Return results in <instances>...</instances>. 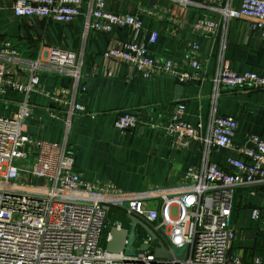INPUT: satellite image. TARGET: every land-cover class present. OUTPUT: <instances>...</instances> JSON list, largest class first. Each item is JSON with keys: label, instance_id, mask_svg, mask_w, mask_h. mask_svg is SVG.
<instances>
[{"label": "built area", "instance_id": "1", "mask_svg": "<svg viewBox=\"0 0 264 264\" xmlns=\"http://www.w3.org/2000/svg\"><path fill=\"white\" fill-rule=\"evenodd\" d=\"M10 1L18 18L62 24L79 16L83 4V0ZM231 1H225L217 19L198 18L192 25L193 33L215 38L222 24L235 17L247 21L264 38V0H238L237 10L230 6ZM141 27L137 15L106 10L105 0H89L84 13L85 32L110 33L120 28L138 31ZM157 38L153 32L149 42L153 44ZM199 52L198 44H186L190 71L170 59L151 56L136 42H119L105 50L103 57L128 65L143 79L167 77L184 84L204 78ZM82 61L83 50L53 48L41 58L27 60L8 42L0 47V96L6 90L23 96L13 114L0 115V264H176L154 260L151 250L131 257L107 252L102 246L109 238L106 207L120 208L139 218L167 249L186 246L188 257L179 264H264V255L249 259L242 249L233 251L238 233L232 222L235 190L264 184V141L257 135H248V146L234 148L237 121L214 115L218 99L226 93L264 91V74H239L220 61L211 78L212 116L206 135L202 134L200 122L192 125L184 121L183 101H176L162 119L144 118L139 112L119 114L113 124L119 132L143 126L168 136L173 147L187 148L193 141L203 146L201 165L188 168L182 182L156 185L144 192H126L109 182H86L74 169L75 158L67 140L72 121L85 111L80 100L85 91L81 84ZM41 76L63 77L69 83L46 90L39 83ZM32 93L49 99L52 108L48 115L63 127L60 143L26 134ZM214 147L236 152V156L225 158L228 170L211 163ZM244 202L243 199L242 205ZM249 212L250 220L260 223L264 198ZM139 243L149 244V236L145 233Z\"/></svg>", "mask_w": 264, "mask_h": 264}, {"label": "crops", "instance_id": "2", "mask_svg": "<svg viewBox=\"0 0 264 264\" xmlns=\"http://www.w3.org/2000/svg\"><path fill=\"white\" fill-rule=\"evenodd\" d=\"M225 1L105 0L106 10L137 15L142 27L138 31L120 28L100 33L84 31V13L89 0H83L81 14L69 24L18 18L11 10L12 2L0 0V47L8 42L11 49L27 60L41 58L53 48L83 50L81 84L85 91L80 100L85 111L72 121L67 140L68 150L75 158L74 169L86 182H109L126 192H144L156 185L182 182L188 168L201 165L203 146L193 141L187 148H176L168 136L143 126L119 132L113 125L119 114L139 112L144 118L162 119L176 101H183L184 121L192 125L200 122L202 134L206 135L212 116L211 78L220 61L239 74H264V38L247 21L231 18L222 24L215 38L193 33V23L201 17L217 19ZM230 6L237 10L239 1L232 0ZM149 11L154 13L148 14ZM153 32L158 38L152 44L149 37ZM119 42L141 44L151 56L170 59L187 71L191 69L185 46L194 42L200 47L198 58L204 78L184 83L181 88L167 77L143 79L128 65L103 57L105 50L116 47ZM39 83L49 90L55 86L66 87L69 81L63 77L41 76ZM22 99L21 93L6 90L0 96V115L13 114ZM29 102L33 107L25 120L26 134L33 139L60 143L63 127L60 121L49 117L48 111L52 108L49 99L32 93ZM214 115L233 117L237 121L234 148L248 146L245 143L248 135H257L264 141V91L226 93L218 99ZM212 151L211 163L217 160L213 164L228 170L225 158L236 156V152L224 150L218 157V151L213 148ZM234 198H243L245 202L244 208L241 205L244 213L238 224L232 212L238 233L233 251L242 249L249 259L256 254L264 255V212L260 223L252 222L249 217V209L264 198V184L239 187ZM252 199L259 202L252 204ZM245 226L247 229H243Z\"/></svg>", "mask_w": 264, "mask_h": 264}, {"label": "water", "instance_id": "3", "mask_svg": "<svg viewBox=\"0 0 264 264\" xmlns=\"http://www.w3.org/2000/svg\"><path fill=\"white\" fill-rule=\"evenodd\" d=\"M176 86L181 88L182 84L176 81ZM180 90V89H179ZM180 97V96H179ZM218 151V157L224 152L222 148H213ZM217 157V158H218ZM213 163H217V160ZM108 211L109 208L106 207ZM129 226L127 228H117L111 226L108 231V240L105 243V250L113 254H123L125 257L135 256L137 252L151 250L154 260L166 261L168 263L179 264L188 257L186 246L181 248L171 247L167 249L165 244L159 239L158 235L134 215H127ZM142 229L150 238L149 244H141L136 248V230Z\"/></svg>", "mask_w": 264, "mask_h": 264}, {"label": "rangeland", "instance_id": "4", "mask_svg": "<svg viewBox=\"0 0 264 264\" xmlns=\"http://www.w3.org/2000/svg\"><path fill=\"white\" fill-rule=\"evenodd\" d=\"M258 202V199H255L252 201L250 200V203L252 204H255ZM243 204V198H235L234 199V208L236 211H234V214H235V220H236V224L239 223V220H241L242 216H243V208L244 206L242 205ZM242 205V207H241ZM257 205V204H256ZM233 214V215H234ZM256 223V222H255ZM117 224H120L124 227H127L129 226V221L127 219V214L124 212V210L120 209V208H115V207H111L108 211V217H107V225L108 227H111L113 225H117ZM250 227V226H248ZM252 228V227H251ZM243 229H247V227H243ZM145 235V232L142 230V229H138L136 230V242L135 244L137 246L140 245V239ZM138 237H140L138 239ZM102 246L105 247V244L103 243ZM136 246V248H138ZM244 262H247V261H244Z\"/></svg>", "mask_w": 264, "mask_h": 264}, {"label": "trees", "instance_id": "5", "mask_svg": "<svg viewBox=\"0 0 264 264\" xmlns=\"http://www.w3.org/2000/svg\"><path fill=\"white\" fill-rule=\"evenodd\" d=\"M110 208H111V207H110ZM115 208H116V207H115ZM234 211H236V210H235V208H233V212H234ZM124 212H125V211H124ZM125 213H126V212H125ZM123 227H124V226H123ZM127 227H128V226H127ZM127 227H125V228H127ZM109 228H110V227H108V229H107V231H106V232H108V231H109ZM138 229H140V228H138ZM106 232H105V233H106Z\"/></svg>", "mask_w": 264, "mask_h": 264}, {"label": "bare ground", "instance_id": "6", "mask_svg": "<svg viewBox=\"0 0 264 264\" xmlns=\"http://www.w3.org/2000/svg\"><path fill=\"white\" fill-rule=\"evenodd\" d=\"M108 233V232H107Z\"/></svg>", "mask_w": 264, "mask_h": 264}]
</instances>
